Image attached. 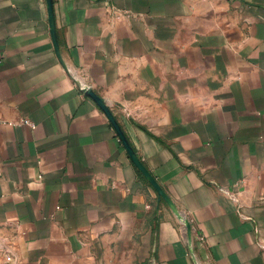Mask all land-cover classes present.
Here are the masks:
<instances>
[{"label": "crops", "instance_id": "crops-1", "mask_svg": "<svg viewBox=\"0 0 264 264\" xmlns=\"http://www.w3.org/2000/svg\"><path fill=\"white\" fill-rule=\"evenodd\" d=\"M0 264H264V0H0Z\"/></svg>", "mask_w": 264, "mask_h": 264}, {"label": "water", "instance_id": "water-1", "mask_svg": "<svg viewBox=\"0 0 264 264\" xmlns=\"http://www.w3.org/2000/svg\"><path fill=\"white\" fill-rule=\"evenodd\" d=\"M112 121L114 122L113 118H112ZM115 125H116V124H115ZM118 135H119L120 139H121V140L125 143V145H127V147H128L127 141H126V139H125L123 133H122L120 130H118ZM128 149H129V151H130V153H131L133 159H134L135 162L137 163V165H138L141 169H143L141 163H140L139 160L136 158V156H135V154L133 153V151H132L129 147H128ZM178 218L184 222L185 227H186V230H187V234H188V237H189V241L191 242V236H190L191 225H190V221H189L187 218L183 217V215L180 214V213L178 214Z\"/></svg>", "mask_w": 264, "mask_h": 264}, {"label": "built area", "instance_id": "built-area-1", "mask_svg": "<svg viewBox=\"0 0 264 264\" xmlns=\"http://www.w3.org/2000/svg\"><path fill=\"white\" fill-rule=\"evenodd\" d=\"M121 140V139H120ZM184 217V216H183ZM186 218V217H185ZM181 222L184 224V222L181 220ZM184 226H185V224H184ZM186 228V227H185ZM201 239H203L202 237H201Z\"/></svg>", "mask_w": 264, "mask_h": 264}]
</instances>
